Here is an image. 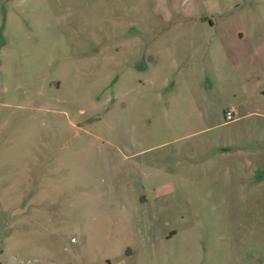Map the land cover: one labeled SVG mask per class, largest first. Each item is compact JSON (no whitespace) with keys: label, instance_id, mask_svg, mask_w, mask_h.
<instances>
[{"label":"rangeland","instance_id":"1","mask_svg":"<svg viewBox=\"0 0 264 264\" xmlns=\"http://www.w3.org/2000/svg\"><path fill=\"white\" fill-rule=\"evenodd\" d=\"M0 264H264V0H0Z\"/></svg>","mask_w":264,"mask_h":264},{"label":"built area","instance_id":"2","mask_svg":"<svg viewBox=\"0 0 264 264\" xmlns=\"http://www.w3.org/2000/svg\"><path fill=\"white\" fill-rule=\"evenodd\" d=\"M223 116H224V120H229L234 118V109H226L224 111Z\"/></svg>","mask_w":264,"mask_h":264}]
</instances>
